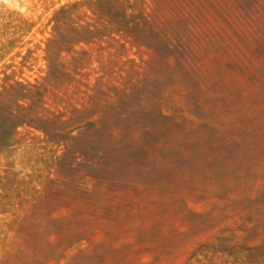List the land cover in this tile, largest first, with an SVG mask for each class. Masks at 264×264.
Segmentation results:
<instances>
[{"label": "rangeland", "instance_id": "1", "mask_svg": "<svg viewBox=\"0 0 264 264\" xmlns=\"http://www.w3.org/2000/svg\"><path fill=\"white\" fill-rule=\"evenodd\" d=\"M82 1L197 21L187 61L166 69L161 89V110L179 131L153 161L152 186L108 192L58 179L53 147L16 129L0 148V264H264V7L247 8L264 0H216L227 1L221 18L209 0H0V89L40 81L55 13ZM74 16L95 20L85 7ZM141 50L124 43L119 62L155 61Z\"/></svg>", "mask_w": 264, "mask_h": 264}, {"label": "trees", "instance_id": "2", "mask_svg": "<svg viewBox=\"0 0 264 264\" xmlns=\"http://www.w3.org/2000/svg\"><path fill=\"white\" fill-rule=\"evenodd\" d=\"M225 2L209 0L205 7L221 18L218 6ZM248 2L252 15L264 7V1ZM80 7L95 20L80 24L74 16L72 21ZM53 22L55 34L48 41L51 48L45 51L40 81L1 85L0 148L10 145L20 128L25 136L38 133L44 145L53 147L51 162L61 181L78 179L84 186H102L108 192L152 186L153 161L180 126L161 110L166 69L184 57L187 61L192 50L188 35L198 30L197 21L172 10L137 11L127 1H82L60 8ZM105 28L110 31L101 34ZM102 39L106 46L73 49L78 43ZM124 43L149 51L155 61L146 60L145 68L128 59L119 62ZM92 59L95 67H90ZM147 61L153 66L150 71ZM182 70L188 73V65Z\"/></svg>", "mask_w": 264, "mask_h": 264}]
</instances>
